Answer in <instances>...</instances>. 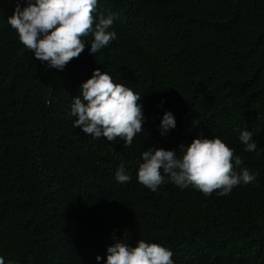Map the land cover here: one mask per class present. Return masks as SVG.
<instances>
[{"label":"trees","instance_id":"1","mask_svg":"<svg viewBox=\"0 0 264 264\" xmlns=\"http://www.w3.org/2000/svg\"><path fill=\"white\" fill-rule=\"evenodd\" d=\"M16 4L0 0V254L104 264L114 238H143L170 248L175 264H264V0H98L94 15L115 13L117 38L98 53L86 41L63 70L20 42L7 22ZM98 67L142 96L131 147L73 126L72 98ZM167 110L176 126L162 135ZM244 129L257 151H244ZM198 135L227 138L256 180L225 196L137 182L147 147ZM121 162L125 183L115 180Z\"/></svg>","mask_w":264,"mask_h":264},{"label":"clouds","instance_id":"2","mask_svg":"<svg viewBox=\"0 0 264 264\" xmlns=\"http://www.w3.org/2000/svg\"><path fill=\"white\" fill-rule=\"evenodd\" d=\"M97 5L98 0H26L22 6L17 0L7 22L36 59L47 62L48 67L63 70L84 50L86 41L90 43L89 52L98 53L117 38L111 27L115 13L94 15ZM89 34L93 37L91 41L87 39ZM80 88L79 94L72 98L69 112L76 117L73 126L93 138L103 137L107 141L120 138L124 147H131L146 119L141 94L123 81L117 82L110 72L99 67ZM175 126L174 113L165 111L160 122L161 134ZM239 140L244 151H257L258 142L251 130L241 131ZM137 163V182L151 191L168 181L181 189L191 186L205 196L214 192L225 196L238 185L254 182L257 175L247 167H240L242 157L220 135H198L177 148L154 144L141 153ZM115 180L119 183L131 180L124 162L118 165ZM106 251L104 264H175L170 248L143 238L134 246L122 238H114ZM101 259L97 254L96 260ZM0 264H17V261L0 254Z\"/></svg>","mask_w":264,"mask_h":264}]
</instances>
